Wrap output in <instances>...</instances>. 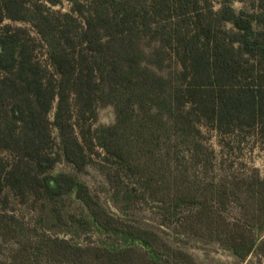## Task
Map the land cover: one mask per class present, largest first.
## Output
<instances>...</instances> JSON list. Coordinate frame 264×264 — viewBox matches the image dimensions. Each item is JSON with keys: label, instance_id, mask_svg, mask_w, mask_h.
<instances>
[{"label": "trees", "instance_id": "16d2710c", "mask_svg": "<svg viewBox=\"0 0 264 264\" xmlns=\"http://www.w3.org/2000/svg\"><path fill=\"white\" fill-rule=\"evenodd\" d=\"M29 1L37 6L42 0H3L0 6V148L15 155L11 164L0 161V202L4 185L25 200L74 195L87 213L76 235L95 227L123 244L118 248L82 247L42 235L33 247L35 264H197L189 253L172 248L154 231L109 214L89 196L83 183L64 173H51L61 157L78 172L87 163L85 148L67 116L70 94L75 95L81 114L91 110L94 68L85 69V54L104 59L107 46L102 33L114 38L138 24L145 33L160 37L177 57L185 82L175 96L179 106L189 105L199 121L216 131L259 134L264 145V33L256 32L251 18L243 14L223 15L235 29L231 33L214 27L200 0H93L97 4L91 8L68 0L82 20L77 36L85 54L79 52L74 59L52 52L51 66L58 76L53 81L35 60L26 31L3 24L5 20L25 21L24 3ZM108 8L113 11L111 17ZM65 18L77 22L69 15ZM148 79L153 76L141 72L130 81V90L115 93L117 121L98 132L99 145L139 184L143 198L161 194L158 203L163 210L185 211L181 225L190 235L216 241L240 260L253 253L264 257V178L255 173L231 183H213L192 182L185 175L173 188L161 181L147 145L159 123L144 105ZM54 102L52 124L58 131L61 155L46 146L50 140L48 114ZM134 104L142 120L132 119ZM201 149L199 143L193 145L196 162ZM231 204L238 218L224 215ZM69 223L78 221L71 217Z\"/></svg>", "mask_w": 264, "mask_h": 264}, {"label": "rangeland", "instance_id": "374dc122", "mask_svg": "<svg viewBox=\"0 0 264 264\" xmlns=\"http://www.w3.org/2000/svg\"><path fill=\"white\" fill-rule=\"evenodd\" d=\"M91 8L97 2L78 0ZM214 27L233 32L232 24L223 20V15L234 13L250 17L256 32L264 33V0H200ZM3 0H0V6ZM112 16L111 8L106 10ZM26 20L3 24L26 31L36 61L47 71L49 79L58 76L51 66L52 52L66 53L77 58L85 54L77 36L83 25L81 18L73 12L68 0L50 4L44 0L24 3ZM71 16L76 23L65 18ZM107 46L105 58L85 54V69L94 68L91 110L80 113L76 97L70 94L67 113L75 136L85 148L87 163L78 172L62 157L57 160L51 173L67 174L83 183L89 196L98 202L109 214L126 223L149 229L157 233L172 248L189 253L197 264H264V257L257 253L244 260L218 242L190 235L181 225L185 211L163 210L158 203L161 194L154 198L142 196L139 184L127 175L120 163L108 155L97 141L98 132L114 125L117 115L114 96L117 91L131 89V80L146 72L153 79L145 83L144 105L159 123L157 131L148 138L150 157L159 169L160 179L171 186L180 184L187 175L192 182L231 183L235 179L257 174L264 178V145L259 134L248 132H219L203 120L189 105L179 106L175 96L184 88L182 67L154 32L145 33L140 25L124 34L108 38L102 33ZM147 76H140L141 79ZM135 103V102H134ZM56 102L48 114L50 140L46 146L53 153L61 155L60 139L53 126ZM133 120H142L138 105L131 109ZM199 143L200 161L194 160L193 145ZM15 155L0 148V161L11 164ZM184 181V180H183ZM159 185V184H158ZM0 202V264H35L34 243L42 235L68 240L78 246H104L118 248L123 244L107 237L95 227L76 235L77 227L87 219L74 195L62 199L42 198L25 200L4 185ZM169 205V204H168ZM169 206H167L168 208ZM224 215L228 219L240 216L235 205L227 207ZM74 217L78 223L70 224ZM80 227V226H79ZM264 239V235L262 237ZM29 255V256H28ZM42 264H48L42 262Z\"/></svg>", "mask_w": 264, "mask_h": 264}]
</instances>
